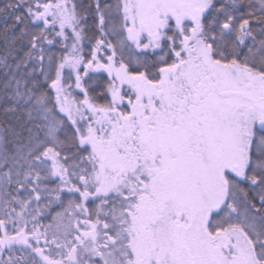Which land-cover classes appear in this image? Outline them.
I'll use <instances>...</instances> for the list:
<instances>
[{
    "label": "snow or ice",
    "instance_id": "1",
    "mask_svg": "<svg viewBox=\"0 0 264 264\" xmlns=\"http://www.w3.org/2000/svg\"><path fill=\"white\" fill-rule=\"evenodd\" d=\"M0 264H264V0H0Z\"/></svg>",
    "mask_w": 264,
    "mask_h": 264
}]
</instances>
